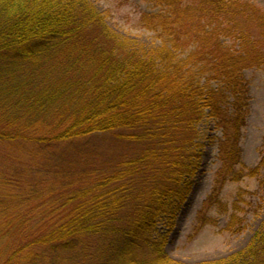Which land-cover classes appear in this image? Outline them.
<instances>
[{"label":"trees","instance_id":"16d2710c","mask_svg":"<svg viewBox=\"0 0 264 264\" xmlns=\"http://www.w3.org/2000/svg\"><path fill=\"white\" fill-rule=\"evenodd\" d=\"M143 1L159 10L138 24L163 41L149 55L86 0H0V264H174L157 226L191 190L204 119L220 131V165L195 231L221 216L244 230L242 193L228 203L221 191L244 177L264 188V137L258 163L241 161L264 10ZM100 135L116 152L95 149ZM200 264H264V225Z\"/></svg>","mask_w":264,"mask_h":264},{"label":"rangeland","instance_id":"374dc122","mask_svg":"<svg viewBox=\"0 0 264 264\" xmlns=\"http://www.w3.org/2000/svg\"><path fill=\"white\" fill-rule=\"evenodd\" d=\"M86 1L104 16L111 31L131 41L133 48L141 54L149 55L162 46L163 41L153 31L140 28L138 24L141 13L159 10L151 3L143 0ZM243 1L252 2L264 10V0ZM244 77L248 81L250 101L241 140V161L253 167L259 161L264 137V70L254 67L245 69ZM198 127L201 156L192 166L194 178L191 176V190L184 202L176 204L171 217L162 219L157 226L158 235L165 238L164 250L174 264H200L227 258L244 249L254 233L264 225V188L258 186L256 178L244 177L238 182L227 183L221 191L222 198L228 203L235 200L238 192L242 193L245 199L244 230L238 234L226 231V218L221 216L218 226L206 225L195 231L197 211L210 193L214 174L220 165L216 157L220 131L210 119H204ZM98 138L94 146L100 153L106 156L109 152H116L115 147L111 148L110 140L101 135Z\"/></svg>","mask_w":264,"mask_h":264}]
</instances>
